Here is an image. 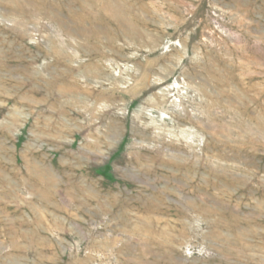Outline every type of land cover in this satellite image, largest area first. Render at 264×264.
<instances>
[{
  "label": "rangeland",
  "instance_id": "rangeland-1",
  "mask_svg": "<svg viewBox=\"0 0 264 264\" xmlns=\"http://www.w3.org/2000/svg\"><path fill=\"white\" fill-rule=\"evenodd\" d=\"M0 264H264V0H0Z\"/></svg>",
  "mask_w": 264,
  "mask_h": 264
}]
</instances>
